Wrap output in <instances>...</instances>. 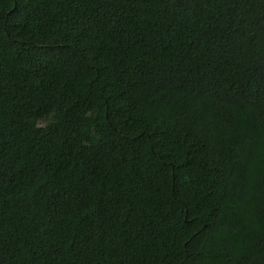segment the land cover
<instances>
[{
    "label": "trees",
    "instance_id": "16d2710c",
    "mask_svg": "<svg viewBox=\"0 0 264 264\" xmlns=\"http://www.w3.org/2000/svg\"><path fill=\"white\" fill-rule=\"evenodd\" d=\"M0 264H264V0H0Z\"/></svg>",
    "mask_w": 264,
    "mask_h": 264
}]
</instances>
